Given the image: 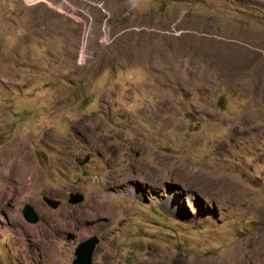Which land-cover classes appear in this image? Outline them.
<instances>
[{"label":"rangeland","instance_id":"obj_1","mask_svg":"<svg viewBox=\"0 0 264 264\" xmlns=\"http://www.w3.org/2000/svg\"><path fill=\"white\" fill-rule=\"evenodd\" d=\"M90 237L92 264H264V0H0V264Z\"/></svg>","mask_w":264,"mask_h":264},{"label":"water","instance_id":"obj_2","mask_svg":"<svg viewBox=\"0 0 264 264\" xmlns=\"http://www.w3.org/2000/svg\"><path fill=\"white\" fill-rule=\"evenodd\" d=\"M42 199L49 207L53 209H56L60 204L59 200L51 199L46 196H43ZM83 200V195L78 192L70 193L67 199V201L73 205L81 203ZM22 216L26 222L31 224L37 223L38 221V215L35 212L34 207L28 203H26L23 207ZM98 242L99 240L96 237H90L80 242L75 249V259L72 264H92V254Z\"/></svg>","mask_w":264,"mask_h":264},{"label":"bare ground","instance_id":"obj_3","mask_svg":"<svg viewBox=\"0 0 264 264\" xmlns=\"http://www.w3.org/2000/svg\"><path fill=\"white\" fill-rule=\"evenodd\" d=\"M12 223H13V224H16L14 219H12ZM5 230H6V227H5Z\"/></svg>","mask_w":264,"mask_h":264}]
</instances>
